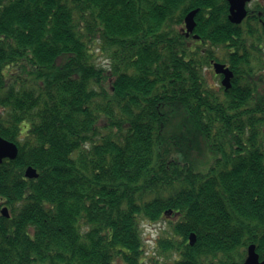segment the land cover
I'll return each instance as SVG.
<instances>
[{"label": "trees", "instance_id": "obj_1", "mask_svg": "<svg viewBox=\"0 0 264 264\" xmlns=\"http://www.w3.org/2000/svg\"><path fill=\"white\" fill-rule=\"evenodd\" d=\"M228 9L0 0V137L18 148L0 164V264H242L252 244L263 259L264 1L239 24ZM213 62L233 73L222 94ZM142 221L171 234L149 250Z\"/></svg>", "mask_w": 264, "mask_h": 264}, {"label": "water", "instance_id": "obj_2", "mask_svg": "<svg viewBox=\"0 0 264 264\" xmlns=\"http://www.w3.org/2000/svg\"><path fill=\"white\" fill-rule=\"evenodd\" d=\"M251 0H227L229 3V20L232 23H241V21L246 16L245 4L250 2ZM198 13V9L192 10L189 12L184 18V25L186 36H189L195 28V16ZM193 38L197 39V36H193ZM214 73L216 75H222L223 79L221 81V85L225 90L231 88V79L233 78L232 71L227 68L224 64L213 63ZM18 148L17 146L0 137V163L3 159L14 160L17 156ZM25 178L32 179L37 178V172L32 167H28L24 173ZM1 215L6 218H9L8 209L6 207L2 208L0 211ZM195 235L191 234L189 236V244L193 246L195 244ZM242 264H264V258L262 260L259 259V255L256 252L255 245H249L247 248V256L245 261Z\"/></svg>", "mask_w": 264, "mask_h": 264}, {"label": "rangeland", "instance_id": "obj_3", "mask_svg": "<svg viewBox=\"0 0 264 264\" xmlns=\"http://www.w3.org/2000/svg\"><path fill=\"white\" fill-rule=\"evenodd\" d=\"M258 1L260 2V1H264V0H254L251 4L258 2ZM97 55L98 56H97L96 62L98 64H100V65L107 64V60H106L104 55H102L98 52H97ZM204 73H205L206 80H207L209 86L212 87L218 94H222V91L220 90V88H221L220 79L218 77H215V74H214L212 68H204ZM206 151H207V152H205L206 162L204 164H203L204 161H202V159L200 157H193L196 160V162H198L199 165L203 164V165L197 167V169L199 171H202V172L206 171L207 164L211 161V158L213 156L210 152H208V150H206ZM176 219H177V216L169 218V220L173 223L176 221ZM141 230H142V236L145 240V243L149 246V248L151 250H153L154 244L162 232H165V234H167V236L169 235V233L171 234L169 226L163 222L157 223L154 225H149L148 223L142 221L141 222ZM116 263L120 264L118 261Z\"/></svg>", "mask_w": 264, "mask_h": 264}]
</instances>
